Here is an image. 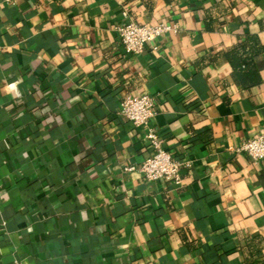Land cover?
<instances>
[{
  "label": "crops",
  "instance_id": "1",
  "mask_svg": "<svg viewBox=\"0 0 264 264\" xmlns=\"http://www.w3.org/2000/svg\"><path fill=\"white\" fill-rule=\"evenodd\" d=\"M124 8L174 29L127 52ZM127 94L156 98L180 183L125 169L152 151ZM263 129L264 0L0 2V264H264V159L230 150Z\"/></svg>",
  "mask_w": 264,
  "mask_h": 264
},
{
  "label": "built area",
  "instance_id": "2",
  "mask_svg": "<svg viewBox=\"0 0 264 264\" xmlns=\"http://www.w3.org/2000/svg\"><path fill=\"white\" fill-rule=\"evenodd\" d=\"M0 2L16 4L17 0H0ZM122 15L124 20L116 26L117 35L125 50L133 54L141 53L147 44L152 43L164 32L174 29V26L165 22L140 23L126 8L122 10ZM157 112L158 104L154 96L127 94L121 98L118 114L134 127L144 130V136L152 150L140 164H131L125 169L138 170L148 181L164 179L178 184L181 182V170L186 164V159L165 147L164 138L158 134L153 125V118ZM230 150L244 152L252 161L264 159V129Z\"/></svg>",
  "mask_w": 264,
  "mask_h": 264
},
{
  "label": "trees",
  "instance_id": "3",
  "mask_svg": "<svg viewBox=\"0 0 264 264\" xmlns=\"http://www.w3.org/2000/svg\"><path fill=\"white\" fill-rule=\"evenodd\" d=\"M252 50L246 48L244 44H239L226 53V57L233 69L235 81L246 87L259 81V77L254 74V67L251 63L252 58L250 52H252Z\"/></svg>",
  "mask_w": 264,
  "mask_h": 264
}]
</instances>
